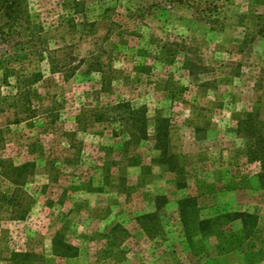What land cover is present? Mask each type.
<instances>
[{
	"label": "rangeland",
	"instance_id": "1",
	"mask_svg": "<svg viewBox=\"0 0 264 264\" xmlns=\"http://www.w3.org/2000/svg\"><path fill=\"white\" fill-rule=\"evenodd\" d=\"M15 10L0 0V264H264V0ZM238 212L251 237L242 218L198 234Z\"/></svg>",
	"mask_w": 264,
	"mask_h": 264
},
{
	"label": "trees",
	"instance_id": "2",
	"mask_svg": "<svg viewBox=\"0 0 264 264\" xmlns=\"http://www.w3.org/2000/svg\"><path fill=\"white\" fill-rule=\"evenodd\" d=\"M4 5H6L7 13L12 16L14 13H16L15 8L19 6V0H1ZM26 21L28 24H30L29 17L27 16ZM10 23H7L6 25L9 26ZM11 25V24H10ZM249 155L252 159L260 160L262 162V174L260 175V181L264 184V136L257 135L255 138V141L250 146L249 149ZM192 199V198H190ZM185 202L180 204V212L182 219L184 220V224L186 222V214H187V206L185 207ZM193 207L195 209V205L191 204L188 205ZM152 216V214H145L139 217V220H142L144 222L148 221L149 218ZM237 218H242L243 220V234L245 238L251 237L255 230L257 229L258 219L254 214L249 213H230L222 218L212 219V220H197L196 228L198 230V234H205L207 232L212 233L213 228L219 225V222L221 220H229L232 221ZM189 231V229H188Z\"/></svg>",
	"mask_w": 264,
	"mask_h": 264
}]
</instances>
